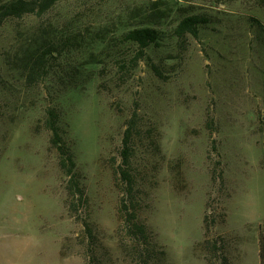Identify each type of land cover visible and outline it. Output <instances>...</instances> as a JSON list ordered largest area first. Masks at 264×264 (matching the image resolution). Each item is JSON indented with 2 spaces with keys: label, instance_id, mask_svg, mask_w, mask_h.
Segmentation results:
<instances>
[{
  "label": "rangeland",
  "instance_id": "rangeland-1",
  "mask_svg": "<svg viewBox=\"0 0 264 264\" xmlns=\"http://www.w3.org/2000/svg\"><path fill=\"white\" fill-rule=\"evenodd\" d=\"M194 15L205 19L198 38L180 42L176 28ZM139 28L161 39L143 57L125 38ZM40 57L32 84L27 63ZM48 110L84 178L88 203L73 212ZM133 120L127 168L168 263L261 264L264 0H56L5 18L0 264H88L92 253L131 264L116 171Z\"/></svg>",
  "mask_w": 264,
  "mask_h": 264
},
{
  "label": "trees",
  "instance_id": "trees-1",
  "mask_svg": "<svg viewBox=\"0 0 264 264\" xmlns=\"http://www.w3.org/2000/svg\"><path fill=\"white\" fill-rule=\"evenodd\" d=\"M56 0H13L0 6V26L4 19L8 17L21 18L25 14L43 13L50 6L55 4ZM205 23V19L201 16L194 15L183 19L175 30L176 37L180 42L187 40L188 36L198 38L199 27ZM126 40L135 44L140 52L141 57L144 56L145 50L150 46L160 42V34L153 28H139L129 31ZM42 57L32 58L27 63V71L32 84L41 81L40 75ZM47 127L51 132V145L57 149L59 155V166L62 173L68 179L67 204L69 210L73 212L77 204L88 203V196L85 191L84 178L77 170L75 157L71 148L66 142L65 135L60 131L58 124V115L54 110L47 111ZM134 120L130 122V126L126 130L121 152L122 166L116 171V179L121 182L123 196L119 208V233L122 236V246L131 258V264H169L166 253L155 240L154 231L139 217L140 209L138 206L141 202L137 201L134 196L133 175L129 167L133 147L131 140L133 139ZM127 169H126V168ZM88 236L92 237V231L89 225L85 224ZM88 264H97L94 253L88 257ZM261 264H264V243L261 242ZM224 264H228L224 259Z\"/></svg>",
  "mask_w": 264,
  "mask_h": 264
}]
</instances>
